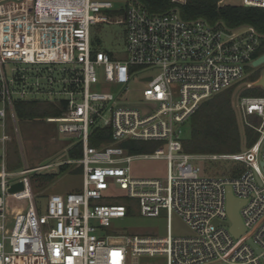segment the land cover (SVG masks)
<instances>
[{
	"label": "built area",
	"instance_id": "built-area-1",
	"mask_svg": "<svg viewBox=\"0 0 264 264\" xmlns=\"http://www.w3.org/2000/svg\"><path fill=\"white\" fill-rule=\"evenodd\" d=\"M118 1L0 0V151L9 141L15 104L48 102L60 114L45 121L61 137L78 140L82 171L80 191L50 195L41 211L31 171L12 174L2 164L0 264H264V96L238 94L233 105L239 123L258 134L249 148L203 157L182 146V126L200 103L244 80L259 57L261 35L251 26L184 20L176 8L149 13L138 0L115 8ZM218 5L264 9V0ZM110 11L123 17L110 20ZM113 23L125 27L124 61L93 46L92 28ZM134 68L158 72L140 78L146 86L138 100H130L128 90ZM97 85L106 90L92 91ZM96 128L108 129L111 143L90 146ZM126 140L159 145L134 155L118 145ZM203 158L243 169L209 177ZM139 159L165 161V177H133L131 164ZM16 183L23 189L8 193ZM228 188L241 202L239 237L229 230ZM17 201L24 204L17 207ZM134 210L148 218L163 210L165 235L103 230ZM174 215L189 234H173Z\"/></svg>",
	"mask_w": 264,
	"mask_h": 264
},
{
	"label": "rangeland",
	"instance_id": "rangeland-1",
	"mask_svg": "<svg viewBox=\"0 0 264 264\" xmlns=\"http://www.w3.org/2000/svg\"><path fill=\"white\" fill-rule=\"evenodd\" d=\"M125 0H119L114 3V7L123 6ZM110 20H117L123 17L122 13H105ZM93 39L97 40L96 49H102L112 53L115 58L121 61L126 60L125 52V27L121 24H103L97 25L91 31ZM135 74L130 80L128 90L130 100H138L139 90L146 85L140 82V78L147 74H156V70H142L134 68ZM259 72V77L264 71V65L259 68H249L243 81L235 85L231 93V105L234 109V102L237 95L242 91L246 84L251 83V76ZM99 77V75H98ZM252 82V87H253ZM106 90L102 85L92 88V91L101 92ZM116 94V89H111ZM182 126L184 137L188 135L187 124ZM8 134L9 141L0 151V170L2 164L9 173L17 174L24 170H30L28 174L33 191L35 202L39 205L41 211L44 210L47 199L50 195H64L70 192H77L82 189V171L79 167L78 158H72L70 150H74L78 144L77 139H66L58 135L56 127L48 124L45 119L22 120L19 119L14 111V117L8 114ZM237 127L240 136L243 137L244 127L237 120ZM77 145V146H76ZM242 146L244 141L242 140ZM203 157L212 154H201ZM205 175L209 177L229 176L230 167L233 163L223 160L211 161L201 159ZM66 169L61 172L60 168ZM131 174L136 178H164L166 174V162L163 160H135L131 164ZM228 174V175H227ZM49 177H53L48 180ZM24 204V201L15 202V206ZM171 229L174 235H187L189 229L182 220L173 216L171 219ZM108 235L111 232L121 235H158L164 236L166 233V217L162 210L157 218H148L141 216L137 210L125 218L112 220L110 228L103 229ZM100 234V232H99ZM101 234H103L101 232Z\"/></svg>",
	"mask_w": 264,
	"mask_h": 264
},
{
	"label": "trees",
	"instance_id": "trees-1",
	"mask_svg": "<svg viewBox=\"0 0 264 264\" xmlns=\"http://www.w3.org/2000/svg\"><path fill=\"white\" fill-rule=\"evenodd\" d=\"M219 0H185L183 4L172 3L171 0H138L149 13H163L176 8L184 20L201 18L210 24L223 22L229 28L251 26L261 35V44L254 57L264 54V9L242 6H219ZM97 40H93L95 47ZM251 83L259 78V72L251 76ZM232 86L208 99L202 101L195 112L189 117L187 126L188 135L183 138V150L196 154H235L249 148L256 141L258 134L249 127H244L243 137L237 127V116L231 105ZM241 96H264V89L250 87L242 89ZM15 113L19 119L34 120L59 116L60 111L54 104L42 101L18 102L15 104ZM187 120V121H188ZM256 124V119H250ZM242 140L244 146H242ZM111 133L106 128H96L89 137V144L100 147L111 143ZM129 154H148L159 145L156 142H141L126 140L118 144ZM72 158L81 157V150L77 146L70 150ZM65 166L60 168L63 172ZM231 175L243 169L239 164L230 167ZM228 175V174H227ZM53 177H49L51 180Z\"/></svg>",
	"mask_w": 264,
	"mask_h": 264
},
{
	"label": "water",
	"instance_id": "water-1",
	"mask_svg": "<svg viewBox=\"0 0 264 264\" xmlns=\"http://www.w3.org/2000/svg\"><path fill=\"white\" fill-rule=\"evenodd\" d=\"M264 65V54L259 56L257 59H255L252 62V66L255 68H259L260 66ZM146 80H150V78H147ZM253 87H259L264 89V71L260 75V77L253 83ZM23 189L22 183H16L10 186L8 189V193H14L17 191H20ZM227 216L230 221V233L234 237H239L244 232V227L242 225L238 210L241 206V202L236 200L230 191V189H227ZM226 225V223H225Z\"/></svg>",
	"mask_w": 264,
	"mask_h": 264
}]
</instances>
